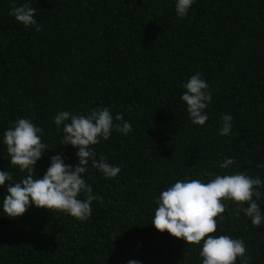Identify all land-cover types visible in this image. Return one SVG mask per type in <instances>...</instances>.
<instances>
[{"label": "trees", "instance_id": "obj_1", "mask_svg": "<svg viewBox=\"0 0 264 264\" xmlns=\"http://www.w3.org/2000/svg\"><path fill=\"white\" fill-rule=\"evenodd\" d=\"M14 2L24 0H0V171L17 182L26 175L3 143L18 118L41 127L50 148L35 166L39 177L58 152L65 163L78 162V149L59 144L58 112L107 106L133 130H113L92 146L96 159L121 171L106 178L89 166L82 174L102 197L86 221L35 206L7 217L8 182L0 186V264H202V244L151 223L155 198L177 180L245 172L264 181V0H194L183 19L175 0H29L40 32L9 15ZM196 73L212 93L203 126L181 100ZM224 114L232 129L220 136ZM228 158L235 164L221 169ZM224 203L217 235L242 238L249 264H264V222L255 227L242 210L235 215L234 202ZM257 203L264 214V197Z\"/></svg>", "mask_w": 264, "mask_h": 264}, {"label": "clouds", "instance_id": "obj_2", "mask_svg": "<svg viewBox=\"0 0 264 264\" xmlns=\"http://www.w3.org/2000/svg\"><path fill=\"white\" fill-rule=\"evenodd\" d=\"M194 0H175V11L179 18L188 16ZM35 8L29 0L19 6L13 3L9 15L25 27H35L37 32L42 27L35 20ZM186 89L181 100L186 103L191 122L203 126L209 119L205 109L212 100L209 84L196 73L183 84ZM233 117L222 116L220 136L229 135ZM57 130L63 132L59 144L71 145L78 149L77 164L65 163L62 152L50 157L51 163L42 177L35 173L37 161L45 150H49L41 138L43 129L36 126L28 118H18L3 133V143L10 156V163L17 166L26 175L18 182L9 171H0V186L7 181L6 194L3 196V213L7 217L22 216L30 206L47 211H59L71 215L83 222L92 214V203L102 197L93 194V188L83 178L89 166L99 170L106 178H115L121 171L119 166L111 165L106 157L99 156L92 147L101 140H108L115 130L127 135L132 132L130 122L124 120L122 113L112 114L110 107H98L87 114H73L60 111L54 117ZM91 162V163H89ZM234 159H225L219 166L221 169L234 165ZM264 167V165H260ZM264 181L260 177L253 178L245 172L215 175L206 183L201 179L177 180L155 198L157 207L151 223L160 231H167L172 236L183 239L189 245H201L199 256L202 264H249L247 246L242 238L229 235H217L223 215L227 211L224 201H232L237 207L238 217L242 210L251 218L253 226L259 227L264 222L259 199L264 197ZM81 195L84 199H81ZM255 197V199H253ZM247 204V207L241 206ZM230 215V213H229ZM128 264H140L130 260Z\"/></svg>", "mask_w": 264, "mask_h": 264}]
</instances>
